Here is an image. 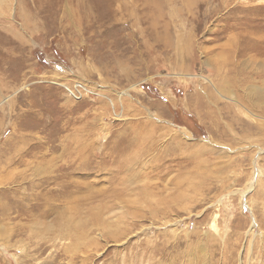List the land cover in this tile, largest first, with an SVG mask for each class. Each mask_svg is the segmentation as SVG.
I'll list each match as a JSON object with an SVG mask.
<instances>
[{
  "label": "rangeland",
  "instance_id": "1",
  "mask_svg": "<svg viewBox=\"0 0 264 264\" xmlns=\"http://www.w3.org/2000/svg\"><path fill=\"white\" fill-rule=\"evenodd\" d=\"M258 101L264 0H0V264H264Z\"/></svg>",
  "mask_w": 264,
  "mask_h": 264
},
{
  "label": "built area",
  "instance_id": "2",
  "mask_svg": "<svg viewBox=\"0 0 264 264\" xmlns=\"http://www.w3.org/2000/svg\"><path fill=\"white\" fill-rule=\"evenodd\" d=\"M79 87H81V88H84V86L83 85H79V86H76V88H79ZM67 90L69 91V93L74 97V98H76V99H80V96H82V92H80V91H76V90H70V89H68L67 88Z\"/></svg>",
  "mask_w": 264,
  "mask_h": 264
},
{
  "label": "bare ground",
  "instance_id": "3",
  "mask_svg": "<svg viewBox=\"0 0 264 264\" xmlns=\"http://www.w3.org/2000/svg\"><path fill=\"white\" fill-rule=\"evenodd\" d=\"M258 103H259L260 106H262V109H260V110H263V111H264V103H263V101H258ZM259 105H258V106H259ZM258 111H259V110H258Z\"/></svg>",
  "mask_w": 264,
  "mask_h": 264
}]
</instances>
